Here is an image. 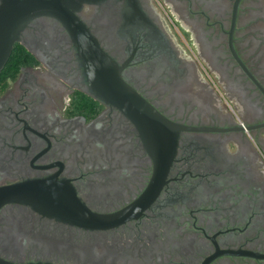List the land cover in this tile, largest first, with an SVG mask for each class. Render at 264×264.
<instances>
[{"label":"flooded vegetation","instance_id":"flooded-vegetation-1","mask_svg":"<svg viewBox=\"0 0 264 264\" xmlns=\"http://www.w3.org/2000/svg\"><path fill=\"white\" fill-rule=\"evenodd\" d=\"M42 1L175 127L174 151L156 176L136 125L92 94L70 20H12L20 4L0 0V187L48 182L62 212L68 199L99 215L134 207L90 228L4 203L0 258L264 264V0Z\"/></svg>","mask_w":264,"mask_h":264},{"label":"water","instance_id":"water-1","mask_svg":"<svg viewBox=\"0 0 264 264\" xmlns=\"http://www.w3.org/2000/svg\"><path fill=\"white\" fill-rule=\"evenodd\" d=\"M19 6L9 7L13 20H25L37 14H53L70 20L72 37L77 46L78 55L85 67L92 94L99 100L120 109L137 127L147 151L153 157L156 176L167 169L170 164L175 143V128L171 123L150 106L121 77L120 68L98 45L96 39L78 22L71 21L68 14L58 12L50 2L35 0H14ZM72 210L62 212L59 209L62 200L53 198V189L48 182L27 179L0 187V205L17 202L42 209L72 223L90 228H105L118 224L127 218L134 207H129L111 215H99L90 212L76 200H65ZM57 212V213H55ZM55 213V214H54ZM0 264H52L48 262L16 263L0 258Z\"/></svg>","mask_w":264,"mask_h":264}]
</instances>
